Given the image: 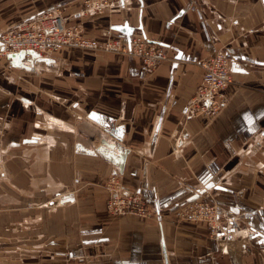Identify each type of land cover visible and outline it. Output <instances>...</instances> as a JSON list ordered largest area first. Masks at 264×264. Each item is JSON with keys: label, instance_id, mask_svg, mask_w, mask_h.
<instances>
[{"label": "crops", "instance_id": "0c3cea01", "mask_svg": "<svg viewBox=\"0 0 264 264\" xmlns=\"http://www.w3.org/2000/svg\"><path fill=\"white\" fill-rule=\"evenodd\" d=\"M80 3L0 0V32L59 9L89 38L142 37L168 60L148 73L119 52L0 58V264H74L81 247L91 264H264V0H116L93 17ZM217 52L232 76L226 106L185 119L199 62ZM102 139L122 163L98 151ZM111 174L143 196L146 218L107 212ZM201 199L228 217L243 254L177 217ZM243 226L245 246L233 233Z\"/></svg>", "mask_w": 264, "mask_h": 264}, {"label": "built area", "instance_id": "2783aa9c", "mask_svg": "<svg viewBox=\"0 0 264 264\" xmlns=\"http://www.w3.org/2000/svg\"><path fill=\"white\" fill-rule=\"evenodd\" d=\"M116 0H81L80 16H97L114 7ZM61 49H78L99 52H119L140 60L143 70L151 73L168 60L167 52L158 44L142 37H134L124 44L119 39L103 42L85 36L78 26H67L59 9H48L33 16L23 26L0 32V57L20 54L28 60L53 57ZM201 81L193 97L187 103L185 119L204 116L215 117L227 103L226 88L232 83L228 60L223 52L201 60ZM0 162V180L3 178ZM106 210L114 217L136 216L146 218L150 213L143 196L126 193L116 175L111 174L105 184ZM183 212L187 220L201 221L212 230H218V209L209 199L191 202ZM229 226V225H228Z\"/></svg>", "mask_w": 264, "mask_h": 264}, {"label": "rangeland", "instance_id": "374dc122", "mask_svg": "<svg viewBox=\"0 0 264 264\" xmlns=\"http://www.w3.org/2000/svg\"><path fill=\"white\" fill-rule=\"evenodd\" d=\"M0 58H4V57H0ZM2 157H1V155H0V162H1V164H2ZM2 166H3V164H2ZM214 202V201H213ZM215 203V202H214ZM217 206V205H216ZM217 209H218V206H217ZM186 210V209H185ZM184 210L182 209L180 212H179V214H178V216L177 217H179V218H181V219H183V220H186V221H189V222H192V223H197V222H201V221H191V220H187V215H186V213H184L183 212ZM132 216V215H131ZM218 217H220V221H218V225H219V227H218V230L216 231V230H212L211 228V226H209L208 224H206V223H204V222H202V223H204L205 225H206V227H207V231H208V233H209V236L210 237H213V240L217 243V244H219V246H220V243L221 242H227V241H229L231 238H234V236L232 235V236H230V233H229V230L230 229H232L231 228V226L228 224V217L227 216H225V215H221L220 214V211H219V209H218ZM138 218H140V217H138ZM229 225V226H228ZM240 229L241 230H239L237 233H236V230H234L233 231V233L234 234H237L238 236H236V237H239V239L240 240H242L243 241V239H244V237L246 236V238H248L247 236H248V233L246 232V229H245V227L243 226V227H240ZM230 232H232V230H230ZM243 234L245 235V236H243ZM230 237V238H229ZM223 239V240H222ZM226 239V240H225ZM228 239V240H227ZM240 240H238V241H240ZM249 240H250V238H248V240L246 241V243H243V246H245L248 242H249ZM245 244V245H244ZM236 247H239L238 246V244L236 245ZM221 250H223L222 248H221ZM0 251H3L2 252V254L3 253H5V248H1L0 249ZM86 251H87V249L85 248V247H81V248H79V249H77L75 252H73V254H71V255H68L67 256V258H66V261H68V260H71V261H73V263L74 264H91L90 262H89V258H88V256L86 255ZM224 251V250H223ZM18 252V251H17ZM244 252H242V253H238V254H243ZM1 254V253H0ZM49 257H52V255L51 256H48L47 258H49ZM54 257V256H53ZM32 259V261L29 263V264H53V263H47V262H45V261H43L44 259H45V257L44 256H42V257H38V256H35L34 258H31ZM39 259H41V261L39 262ZM53 259V258H52ZM67 264H69V263H67Z\"/></svg>", "mask_w": 264, "mask_h": 264}, {"label": "water", "instance_id": "95a60500", "mask_svg": "<svg viewBox=\"0 0 264 264\" xmlns=\"http://www.w3.org/2000/svg\"><path fill=\"white\" fill-rule=\"evenodd\" d=\"M21 56L20 54H16ZM16 55H11V56H16ZM118 150V154L115 155L111 150ZM98 151L103 154L106 158L109 160L111 159L114 163L117 164V162H123V155L122 151L119 148V146L116 143H110L105 139H102L100 142V146L98 148ZM118 165V164H117Z\"/></svg>", "mask_w": 264, "mask_h": 264}, {"label": "bare ground", "instance_id": "6f19581e", "mask_svg": "<svg viewBox=\"0 0 264 264\" xmlns=\"http://www.w3.org/2000/svg\"><path fill=\"white\" fill-rule=\"evenodd\" d=\"M25 59V58H24ZM243 236H245L244 234H243ZM248 237V236H247ZM223 240V239H222ZM226 240V239H225ZM228 240V239H227ZM240 240V239H239ZM248 240V238H246V236L244 237V239H243V241H241L242 242V244L243 243H246V241ZM230 242V240L229 241H227V242H221L220 243V248H222L225 252H228L229 250L228 249H230V248H233L235 251H237V253H241V250H240V248L238 247V249L237 248H234L233 246H235V245H230L229 246V244H231V243H229ZM231 242L232 243H235L236 242V239L235 238H231ZM239 242V241H238ZM240 242V243H241ZM245 245V244H244ZM229 246V247H228ZM219 247V246H218ZM223 252V251H222ZM235 257V256H234Z\"/></svg>", "mask_w": 264, "mask_h": 264}]
</instances>
